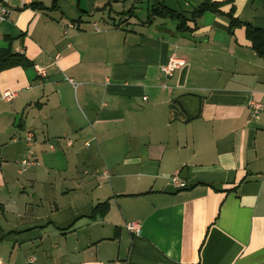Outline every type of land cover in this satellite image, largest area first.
Listing matches in <instances>:
<instances>
[{"label":"crops","instance_id":"1","mask_svg":"<svg viewBox=\"0 0 264 264\" xmlns=\"http://www.w3.org/2000/svg\"><path fill=\"white\" fill-rule=\"evenodd\" d=\"M162 1L10 0L0 48L33 66L0 71V264H264V58L209 10L158 27V6L202 2ZM231 4L264 29V0ZM170 55L184 64L162 88ZM184 95L190 120L172 108ZM28 131L39 164L18 173Z\"/></svg>","mask_w":264,"mask_h":264},{"label":"trees","instance_id":"2","mask_svg":"<svg viewBox=\"0 0 264 264\" xmlns=\"http://www.w3.org/2000/svg\"><path fill=\"white\" fill-rule=\"evenodd\" d=\"M228 3L229 4L232 3V0H223V1L202 0L200 4L191 8V10L188 13V16H186L183 12H176L175 10H172L165 6H158L156 9H153L150 14L151 16L153 14H159L160 16L176 18L178 23L177 29L179 30L185 29L184 25L186 20L196 18L202 15V13L206 10L214 12L220 16H225L228 19L230 32L231 29L236 26H244L245 35L246 38L251 43V48L258 56L264 58V29L260 27H255L248 22H242L237 17H235L234 7L232 4L228 10L224 11L222 9V6ZM27 6L32 8L42 7L40 2H31L28 5H23L22 7H27ZM147 20H149V17L147 18ZM14 66H21L25 68V67L33 66V63L31 60L25 57L24 54L14 52L10 49V47L0 48V71ZM107 206H108L107 201L95 205L92 210V217L95 216L96 214L100 215V213L105 212ZM1 237H2V233L0 232V239Z\"/></svg>","mask_w":264,"mask_h":264},{"label":"built area","instance_id":"3","mask_svg":"<svg viewBox=\"0 0 264 264\" xmlns=\"http://www.w3.org/2000/svg\"><path fill=\"white\" fill-rule=\"evenodd\" d=\"M14 10L13 4L10 3V0H0V22L7 21L12 12ZM70 26V25H68ZM184 64V59L178 58L174 55H170L167 59V61L160 66V71L163 75L164 82L162 83V88H165V80L169 77L172 76L174 71L178 68H180ZM36 70L38 73H42V69L35 66ZM13 94L9 91H4L2 93V97L6 100H10L12 98ZM249 106L252 109V114L255 115L257 114L262 106L260 103L255 102L253 100L249 101ZM67 143H70V140L68 137H65ZM17 139L11 138V141H16ZM23 141L26 144L25 151L23 155L16 161L17 164V172L18 173H23L30 167L38 165L39 161L35 157L34 152L31 148L32 142H33V134L32 132L28 131L25 133V136L23 137ZM87 144V143H85ZM170 182L174 188H185L187 186V183L185 180L181 179L178 175H172L170 177ZM126 229L133 233V234H138L140 231V227L138 222L135 221H130L125 224ZM34 259L33 257L29 258V262L33 263Z\"/></svg>","mask_w":264,"mask_h":264},{"label":"water","instance_id":"4","mask_svg":"<svg viewBox=\"0 0 264 264\" xmlns=\"http://www.w3.org/2000/svg\"><path fill=\"white\" fill-rule=\"evenodd\" d=\"M172 108L176 111H180L186 118V120H190L198 115L199 112V99L194 95H184L177 98ZM18 117H16V122ZM184 172V171H183ZM184 177V175H182Z\"/></svg>","mask_w":264,"mask_h":264},{"label":"rangeland","instance_id":"5","mask_svg":"<svg viewBox=\"0 0 264 264\" xmlns=\"http://www.w3.org/2000/svg\"><path fill=\"white\" fill-rule=\"evenodd\" d=\"M171 2H169L168 0H164V1H162L164 4H168L169 6H171L172 8H177V3H179L180 2V0H170ZM130 3V2H129ZM128 2H127V4H125V5H123V6H121V4H119L117 7H116V9L117 10H119V11H121L120 9L122 8V7H124L125 8V10H127L129 7H130V4H129ZM154 4H156V3H154ZM127 6H128V8H127ZM181 7L183 8V6H182V4H181ZM127 8V9H126ZM138 12V13H137ZM137 14H138V16L139 17H144L145 16V12H146V5L145 4H141V5H139L138 6V10H137ZM147 13V12H146ZM119 21V20H118ZM160 21H162L163 23V26L164 27H166V26H168V27H172V26H174L175 24H176V19H173V18H163V19H161V17H159V16H157V17H155V20H154V23L153 24H156L158 27H162V24H160ZM137 28V27H136ZM154 28V26H152V27H150V28H148V27H146L144 30H143V32H150V31H148V30H150V29H153ZM95 29H96V27H95ZM157 33H160V34H163V32L161 31V30H158L157 31ZM39 164V163H38ZM37 166V165H36Z\"/></svg>","mask_w":264,"mask_h":264}]
</instances>
